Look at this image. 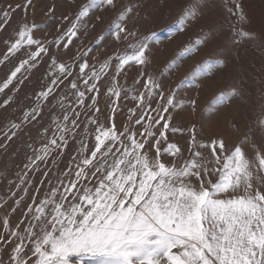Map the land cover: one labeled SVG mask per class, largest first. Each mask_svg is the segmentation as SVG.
<instances>
[{
  "label": "snow or ice",
  "instance_id": "snow-or-ice-1",
  "mask_svg": "<svg viewBox=\"0 0 264 264\" xmlns=\"http://www.w3.org/2000/svg\"><path fill=\"white\" fill-rule=\"evenodd\" d=\"M33 2L25 0L0 12V31L10 23V12L22 10L24 18L14 38L3 42L0 66L18 62L0 79V109L14 102L30 74L48 60L41 87L31 97L33 105L19 122L5 126L0 149L37 122L50 100L58 114L52 115L50 128L39 130L46 142L38 148L28 144L31 154L18 180L9 182L7 196H0V209L7 208L0 216V264H264V138L250 142L245 137L229 147L223 138L198 139L194 124L177 126L173 113L185 110V103L177 99L178 88L167 90L149 71V45L128 28L132 6L119 12L108 33L125 50L90 64L92 48L77 50L70 59L58 54L87 31L91 9L116 10L120 0H89L51 40L35 33L45 30L49 21L62 27L69 17L56 20L53 0L43 13L48 17L43 26L35 18L29 22ZM201 7L194 0L180 26L197 19ZM224 7L235 17L229 25L235 35L251 38L236 27L248 23L242 2L225 0ZM210 39L211 34L197 39L168 71ZM224 66L222 59L217 64L208 61L185 82ZM133 67L137 71L132 85H122L121 77ZM236 95L221 94L214 106ZM122 101L131 102L126 111ZM187 107L194 113L196 101ZM121 113L125 118L118 126ZM259 127L264 129V120ZM181 141L187 143V158ZM71 143L75 150L60 171L58 163ZM53 169L55 181L49 178ZM37 173L40 180L25 206L34 183L30 174ZM20 210L13 226L11 216Z\"/></svg>",
  "mask_w": 264,
  "mask_h": 264
},
{
  "label": "rangeland",
  "instance_id": "rangeland-1",
  "mask_svg": "<svg viewBox=\"0 0 264 264\" xmlns=\"http://www.w3.org/2000/svg\"><path fill=\"white\" fill-rule=\"evenodd\" d=\"M52 2L53 0H34L33 5L28 9V21L31 22L35 18V23L43 26L48 20L43 13ZM193 2L194 0H120V6L116 10H109L107 6L93 8L85 21L89 25L87 31H81L79 38L74 39L67 52L61 51L58 54L59 58L70 59L77 50L85 51L92 48L93 51L89 55L91 64L102 62L109 54L123 52L124 46L118 45L114 37L108 36V33L116 22L119 12L124 7L132 6L135 12L128 21V28L136 30L139 33L137 39L145 40L149 45L148 54L152 60L149 71L164 84L167 90L178 88L177 99H182L185 103V110L173 113L176 125L190 127L194 124L198 139L204 142L213 138H223L229 147L245 137L250 142L253 140L259 142L264 138V129L259 127V122L264 120V0H240L248 23L237 24L236 27L247 31L251 38H241L229 27L235 21V17L229 16L224 7L225 0H199L202 7L197 19L186 22L181 27L182 15L188 11V6ZM24 3L25 0H0V12L8 10L9 5L15 7ZM55 3L56 20L59 21L64 15L69 17L68 22L60 27L49 21L45 30L35 33L37 38L51 40L60 36L61 32L69 27L79 9L88 4L89 0H55ZM23 22L22 10L10 12V23L0 31V54L5 51L4 40L14 38ZM57 27H60V31H56ZM209 34L212 35V39L181 60L175 70L168 71L169 65L188 48L193 47L197 39H204ZM102 37L104 39H101ZM221 59L225 62L224 67H213L210 75L201 72L190 82H185L198 67L208 61L217 64ZM17 62L18 59H13L6 67L0 66V79H3ZM47 64L48 60L45 58L38 69L30 74V80L15 93L14 102L7 108L0 109V143L5 142L3 130L9 121L19 122L23 111L33 105L31 97L41 87V79ZM136 71L135 67L129 68L121 77V84L131 86ZM101 87L103 88V85ZM233 92L237 95L230 101L214 106V102L221 94L231 95ZM3 98L0 96V101ZM192 99L196 101L194 113L187 107ZM130 103V101L121 102L125 111ZM51 104L50 100L37 122L25 126L17 137L8 142L6 148L0 149V196H7L9 182L18 180L23 164L31 154L28 144L31 143L38 148L46 142L39 135V130L43 127L50 128L52 115L58 114ZM103 106L102 99L101 107ZM124 118L123 113L117 116L118 126ZM172 139L175 140L176 137ZM180 146L185 149L187 158L190 155L187 152V143L181 141ZM74 150L75 144L71 143L58 163L60 171L66 167ZM204 151L207 158V150ZM48 168L52 169L51 161L48 163ZM54 171L53 169L49 174V178L53 181L56 179L53 175ZM30 177L34 183L29 189L25 206L31 200L32 191L40 180V174L34 176L30 174ZM211 179L215 182L217 177L212 176ZM11 187L14 188L15 184ZM10 207L11 201L8 205V208ZM6 212L7 208L0 209V216ZM21 215L22 210L11 216L13 226ZM22 229L23 225H21ZM10 247L3 250L5 260Z\"/></svg>",
  "mask_w": 264,
  "mask_h": 264
}]
</instances>
